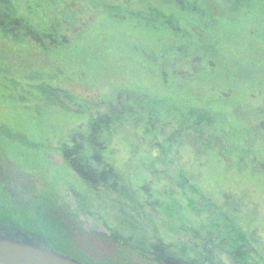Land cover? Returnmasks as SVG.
<instances>
[{"label":"rangeland","instance_id":"1","mask_svg":"<svg viewBox=\"0 0 264 264\" xmlns=\"http://www.w3.org/2000/svg\"><path fill=\"white\" fill-rule=\"evenodd\" d=\"M16 1L24 16L43 26L55 17V5L50 0ZM230 1L221 0L225 5H230ZM257 3L263 10L255 15L247 13L245 6L229 12L233 21L229 38L228 33L218 39L217 64L208 71L212 75L204 79L168 76L152 58L158 51L155 48L161 34L124 22L108 23L104 9L90 15L80 26L61 28L69 40L68 46L44 47L29 40L0 36V125L18 136L1 139L0 153L3 151L15 162V168L22 169L19 177L35 186L36 193L53 199L50 209L61 215V208L77 214L86 231L108 232V224L121 226L117 210L109 197L99 198L86 191L59 151L63 143L69 142V135L87 122L85 111L91 108L103 112L106 104L115 103L120 94L135 90L157 101L168 97L164 100L171 107L174 103L185 105V109L191 103L208 105L216 120L212 129L217 141L222 145L227 138L229 153H204L189 138L178 140L179 147L178 143L168 147L164 142V148L154 146L127 127L113 140L108 157L131 175L138 188L146 185L155 195L159 191L172 192L179 202L181 218L187 224L192 222L191 226L199 227L201 221L188 199L196 202L198 198L194 191L178 186L182 172L191 176L194 189L215 202H220L226 191L249 197L247 207L255 209L259 223L264 225V131L256 126L257 120L264 117V0ZM169 44L174 43L169 39ZM174 66L172 73L188 75L179 65ZM164 73L168 79L162 81ZM47 85L66 88L90 108L78 112L73 106L48 99L43 92ZM165 128V132H170L174 127ZM28 165L34 170L25 169ZM139 190L144 201L145 190ZM145 205L138 216L126 209L142 231L155 232L173 244L190 240L192 243V238L180 230V222L170 219L158 203ZM83 242L81 253L105 256V249L95 245L94 240L84 237Z\"/></svg>","mask_w":264,"mask_h":264},{"label":"trees","instance_id":"2","mask_svg":"<svg viewBox=\"0 0 264 264\" xmlns=\"http://www.w3.org/2000/svg\"><path fill=\"white\" fill-rule=\"evenodd\" d=\"M50 1L55 5V17L43 26L24 16L18 10L16 0H0V36L29 40L44 47L68 46L69 40L61 28L65 25L70 28L80 26L90 15L104 9L108 23L124 22L161 34L155 48L158 51L152 55L153 62L157 68L166 70L168 76L170 74L177 79L194 76L204 79L209 75L210 67L212 70L215 68L220 51L218 39L225 37L232 27L230 11L242 10L245 6L247 13L255 15L263 10V6L257 3L259 0H236L235 3L231 0L230 5L221 0ZM169 39L173 45L169 44ZM173 64L186 70L188 75L172 73L175 69ZM165 76L164 73L162 81L168 79ZM46 87L44 94L54 102L73 106L78 112L90 108L66 88ZM149 96L136 90L126 91L116 98L115 103H107L103 112L88 109L85 112L89 117L83 128L74 130L69 135V142L63 143L59 149L65 164L88 193L99 198L109 197V202L120 215L121 226L108 224V232L86 231L77 214L61 208V215L59 211L50 209L53 199L47 194L36 193L35 186L19 177L22 169L15 168V162L13 164L1 151L0 227L40 235L54 250L87 264H264V225L259 223L255 209L247 207L249 197L226 191L222 193L221 201L215 202L194 189L189 174L179 173L178 186L194 191L198 198L196 202L191 197L188 199L189 206L201 221L199 227L191 226L192 222L187 224L186 219L181 218L179 202L172 192L159 191L160 194L155 195L146 185L140 186L145 190L143 201L131 175L109 159L108 151L113 140L127 127L141 139H149L154 146L164 148V142L168 147H174L178 140L189 138L196 145L198 143L204 153H229L228 139H223L222 145L217 141L219 138L212 129L216 120L208 105L191 103L185 109V105L174 103L171 107L165 101L168 97L157 101ZM173 98L169 97L170 100ZM165 126L174 128L165 132ZM256 126L264 131V117L257 120ZM13 135V131L0 125V140H10ZM20 139L27 141L23 137ZM24 167L34 170L31 165ZM154 203H158L160 210L170 219L180 222V230L192 238V243L191 240L174 244L165 242L155 232L142 231L135 224L136 219L126 212L128 209L138 216L143 204ZM125 221L126 224L123 223ZM84 237L104 248L105 256L81 253L80 243L84 244Z\"/></svg>","mask_w":264,"mask_h":264},{"label":"water","instance_id":"3","mask_svg":"<svg viewBox=\"0 0 264 264\" xmlns=\"http://www.w3.org/2000/svg\"><path fill=\"white\" fill-rule=\"evenodd\" d=\"M0 264H87L54 250L40 235L0 227Z\"/></svg>","mask_w":264,"mask_h":264}]
</instances>
